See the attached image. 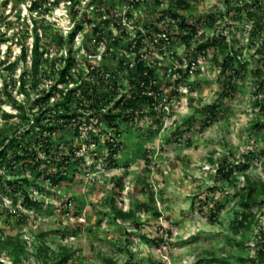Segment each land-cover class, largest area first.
Wrapping results in <instances>:
<instances>
[{"label":"rangeland","instance_id":"374dc122","mask_svg":"<svg viewBox=\"0 0 264 264\" xmlns=\"http://www.w3.org/2000/svg\"><path fill=\"white\" fill-rule=\"evenodd\" d=\"M33 1L0 0V130L9 136L6 145L13 141V146L24 145V139L40 130L34 127L33 117L41 112L36 101L43 90L54 95L49 103L53 106L65 88L95 81L89 63L117 73L124 85L119 91L125 92V65L121 67L120 61L130 62L137 55L138 50L129 44L138 31L147 34L144 22L168 30L173 42L164 49L150 32L141 48L159 78L156 113L143 105L140 116L115 124L118 134L97 117H84L74 124L80 123L81 136L75 135L73 126L58 131L53 137L55 147L61 143L58 157L69 155L71 146L75 149L68 167H60V159L38 169L0 166V174L7 179L27 178L25 189L38 201L30 207L24 205L22 191H0V237H20L27 252L22 263L58 264V253L67 247L72 258L65 264H109L106 258L114 264H221L216 259L260 264L256 225L246 229L233 222L238 194L247 189L246 174L264 180V126L259 124L264 123V109L256 93L258 81L264 78V28L259 27L264 26V0H185L188 7L178 12L198 27L190 46L177 37L184 31L167 13L177 8L178 0H39L40 8L32 10ZM164 12L167 18L161 21ZM77 23L82 30L70 44L66 39ZM95 26L101 32H94ZM36 28L45 54L34 90L30 52L27 62L20 55L22 46L32 47ZM100 35L104 40L97 46ZM214 35L227 36L235 68L242 69L234 80L235 90L226 96L224 84L234 72L231 66L224 68L225 56L215 46L205 53L197 51L200 43ZM115 41L118 44H112ZM96 46L101 52L110 46V51L95 61L87 55ZM70 48L78 61L72 69L75 77L60 84L53 71L64 66ZM10 63L15 67L8 68ZM189 63L193 72L187 70ZM179 68L185 78L177 74ZM23 77L29 96L21 87ZM6 84L8 92L23 103L29 120L18 116L20 111L4 92ZM106 87L99 92L107 93ZM162 102L169 103L167 109L160 108ZM215 103L220 104L217 116L205 126L204 110ZM92 132L99 136L97 141ZM109 139L119 148L114 162L109 158ZM39 157L45 158L44 153ZM245 159H250V168L246 173L238 171L234 182L219 174L220 164L238 165ZM60 173L64 179L58 184L45 178L56 175L58 179ZM218 205L222 209L212 220ZM131 209L135 218L116 217V210ZM253 212L262 213L264 223L261 201ZM40 246L46 251L39 256ZM0 260L13 264L2 255Z\"/></svg>","mask_w":264,"mask_h":264},{"label":"trees","instance_id":"16d2710c","mask_svg":"<svg viewBox=\"0 0 264 264\" xmlns=\"http://www.w3.org/2000/svg\"><path fill=\"white\" fill-rule=\"evenodd\" d=\"M139 2V1H138ZM157 2H162V0H157ZM40 1L34 0L31 3V9L36 10L40 8ZM175 9H171L169 15L176 22L178 20L180 28L183 29L184 33L178 35L177 37L186 45L190 46L194 37L198 34V27L196 24L187 23L186 20L180 15L178 9L187 8L185 0H178L176 2ZM164 12L159 20L164 21L167 18V14ZM36 22V21H35ZM105 22H108L107 20ZM115 25L120 26L119 23L115 22ZM263 26V25H262ZM143 29L146 30V33L142 31H138V36L134 41H136V50H140L146 44V37L151 36V33L154 35L152 38L156 40V34L164 31L159 29L158 26L153 23L143 24ZM151 27L152 31L149 29ZM260 28L261 25H259ZM36 30V38L32 44V47L29 49L27 45L22 46L21 48V59L27 62V57L30 52L31 55V75L32 78L30 80V85L32 89H36L39 86V70L43 60V56L45 54V49H41V39ZM82 30V24L77 23L74 29L69 33L68 38L66 39L68 43L72 44L75 42L76 36L78 32ZM94 32H101L99 26L93 27ZM168 32V30L166 31ZM204 36V35H202ZM170 42L172 43L173 38L169 34ZM103 36L100 35L96 41L97 46L103 41ZM59 43L61 45L64 44L63 37L59 38ZM112 44H118V41H115ZM160 46L165 44L163 41L157 42ZM133 41L129 44V47H132ZM95 47L93 51L88 49L90 53L97 52L98 47ZM111 46V45H110ZM110 46L107 47L103 58L107 56L110 51ZM210 46H215L217 48V52H219L222 56H225L224 59V68L227 66H231L234 74L229 75L228 82L226 85V92L224 93L226 96L230 94L229 92L235 90L234 80L237 76L240 75L242 69L235 68L234 62V52L233 49L227 39L226 35H222L221 37H216L215 35L205 42L200 43L197 46V51L206 52V50ZM57 60V58H56ZM77 59L73 56L72 48L69 49L67 57L64 59V66L58 68L57 71L53 72L57 74L58 81L60 84H68L71 82V79L74 78V74L72 73V69L77 65ZM121 67L124 70V77L127 80V86L125 88V92H120L119 90H124L123 83L118 81V74L113 72L109 67L103 65L94 67L91 70V76L95 78L90 84L83 83L82 81L78 82L74 87H67L65 90L61 91L60 99L56 100L53 106H49L50 100L54 95H52L51 91L49 93H45L43 90V96L37 99L36 104L40 105L39 110L40 113L36 114L33 117L34 127H39L40 130L36 131V133L32 134L29 139H24L25 144L17 143L16 146H13V141L11 144L6 145L9 140V136L5 134L3 130H0V166L6 164L7 166H14L15 164H21L23 167H30L33 169H38L42 164H50L53 165L56 163L57 159H60V163L58 161V165L68 167L72 162V156H75L74 148L70 147L69 155H60L62 157H58L60 151H58V146L61 143H57L55 147V142L53 141L54 134L58 131L66 130L69 127L73 126L74 133L76 136H81L82 130L80 129L79 124L74 125L76 122H80L82 118L87 117L86 120H90V117H97L98 121L106 120L110 125L114 126V130L116 134L119 133V130L115 128V124L118 122H129L134 119V116L138 114L139 116L143 113V105H148L151 108L152 113H156V106L158 102L156 101L157 96H160L161 90L158 84V76L156 74V67L153 66L152 62H149L145 59H142L140 54H137L135 58L134 67H130L129 62L126 59H122L120 61ZM92 64L89 63V67ZM192 63H189L187 70L190 69ZM15 63H10L8 68H14ZM126 70V71H125ZM179 75L183 74L184 71L182 68L177 69ZM258 75L260 74L259 70L257 71ZM26 74V73H25ZM260 76V75H259ZM77 82V79H74ZM181 81V80H179ZM109 87V91L107 93H100V87L104 86ZM23 92H25L28 96L30 95L29 89L26 88V84L24 81V77L22 80ZM106 87V88H107ZM5 94H7L10 98H12L16 108L20 111L19 117L23 120H29L26 116V110L23 103L18 102L11 93L7 90V84L5 87ZM258 90L256 91L258 96L262 97L261 107L264 109V78L260 79L257 84ZM55 90V89H53ZM163 99V95H162ZM72 104L76 106V108L72 107ZM110 104V106H108ZM82 109L85 111H82ZM106 109V110H105ZM220 109V104L215 103L209 107H207L204 111L207 113V119L204 123L205 126H208L211 120H213L217 116V112ZM87 111L91 112V115H87ZM51 112L50 117H48V113ZM12 116V115H10ZM260 126H264V123H259ZM258 124V125H259ZM95 140L97 141L99 136L92 132ZM24 135H22L23 137ZM17 140V138H14ZM109 149V158L111 162H114V157L118 152V144L114 139H109L106 142ZM15 148H20L19 150H15ZM11 150V151H10ZM43 152L45 158L39 157V154ZM12 156V157H11ZM250 159H245L242 163L236 165L235 163L231 164L228 162H224L219 165V174L223 178H227L232 182L235 181V174L240 172L246 173L250 168ZM61 177L58 179L56 175H47V178L52 184H58L61 179H64L63 173H60ZM247 179V189L238 194L239 200L238 206L239 209L235 210V220L233 222L234 225H242L246 229H251L253 225H256L257 230L255 233V237L257 240V244L259 246L258 258L259 263L264 264V223L262 221L263 215L258 212H253V207L258 203L262 202L264 206V180L261 178L254 179L249 174H246ZM29 180L27 178H23L21 180H11L3 177L0 174V191L6 192L7 189H12L13 191L23 192V203L27 206H34L38 201H35L33 197L28 193L25 189V184H28ZM222 209V205H218L217 211L211 214V219H215L218 212ZM116 217L118 219L127 220L133 219L136 216V212L131 209L129 211L116 210ZM264 214V213H263ZM45 248L40 246L38 248L37 254L40 256L45 252ZM26 247L21 242L20 237L17 236L15 238L8 237L7 239H2L0 237V255L9 258L12 260L13 264H23V258L26 255ZM58 264H65L70 261L72 258V253L67 247H62L61 251L58 253ZM106 261L109 264H114L111 258H106ZM221 264H229L223 259H216ZM0 264H4L3 260H0ZM153 264H166L164 262H158Z\"/></svg>","mask_w":264,"mask_h":264},{"label":"built area","instance_id":"2783aa9c","mask_svg":"<svg viewBox=\"0 0 264 264\" xmlns=\"http://www.w3.org/2000/svg\"><path fill=\"white\" fill-rule=\"evenodd\" d=\"M173 21L172 22H175V20L174 19H172ZM156 40H158L157 42H159V41H163L165 44H163L162 46H163V48L165 49L166 48V46L167 45H170L171 44V42H170V37H169V33L168 32H166V31H161V32H159V33H157L156 34ZM136 41H134V43H133V45H132V48H135L136 47ZM144 47H145V45H144ZM106 49H107V47L106 48H104V50L101 52L99 49H98V51L97 52H93V53H88V57L92 60H101V59H103V56H104V53H105V51H106ZM160 49H162V48H160ZM143 52L144 51H141V49H140V51H138L137 52V54H140L141 55V57H142V59H145V55L143 54ZM137 57V55L134 57V59L132 60V61H130L129 62V65H130V67H134V65H135V58ZM146 60V59H145ZM94 67H98L97 65H94V64H92V66L90 67V69H93ZM193 67L191 66L190 67V69H189V72H193ZM178 74V73H177ZM168 106H169V103H164V102H162L161 103V105H160V108L162 109V110H165V109H167L168 108Z\"/></svg>","mask_w":264,"mask_h":264}]
</instances>
